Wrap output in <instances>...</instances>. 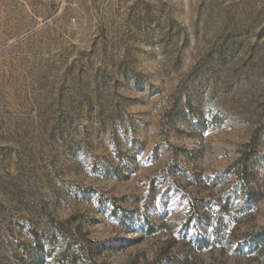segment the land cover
<instances>
[{
    "label": "rangeland",
    "instance_id": "rangeland-1",
    "mask_svg": "<svg viewBox=\"0 0 264 264\" xmlns=\"http://www.w3.org/2000/svg\"><path fill=\"white\" fill-rule=\"evenodd\" d=\"M247 154L254 210L198 250ZM262 231L264 0H0V264H264Z\"/></svg>",
    "mask_w": 264,
    "mask_h": 264
},
{
    "label": "trees",
    "instance_id": "trees-1",
    "mask_svg": "<svg viewBox=\"0 0 264 264\" xmlns=\"http://www.w3.org/2000/svg\"><path fill=\"white\" fill-rule=\"evenodd\" d=\"M252 157L247 154L241 161L236 173V181L232 187L221 194L215 201L206 202L203 206L208 215L200 214L196 205H192L186 216V232L198 250H208L223 246L227 233L235 220L251 213L259 199V195L249 188L247 182L248 165ZM125 213H123L124 218ZM141 223L146 234L151 236L159 228L147 217H142ZM247 244L253 251L259 252L264 247V231L251 237ZM167 264H178L171 261Z\"/></svg>",
    "mask_w": 264,
    "mask_h": 264
}]
</instances>
